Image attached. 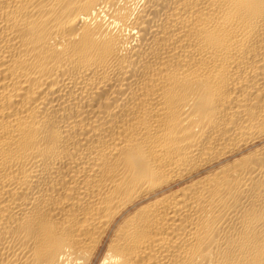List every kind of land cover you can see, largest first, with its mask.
<instances>
[{"label": "bare ground", "instance_id": "6f19581e", "mask_svg": "<svg viewBox=\"0 0 264 264\" xmlns=\"http://www.w3.org/2000/svg\"><path fill=\"white\" fill-rule=\"evenodd\" d=\"M0 264H264V0H0Z\"/></svg>", "mask_w": 264, "mask_h": 264}]
</instances>
